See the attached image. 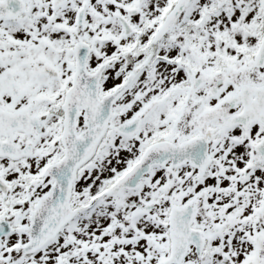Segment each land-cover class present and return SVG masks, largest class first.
<instances>
[{"label": "snow or ice", "instance_id": "snow-or-ice-1", "mask_svg": "<svg viewBox=\"0 0 264 264\" xmlns=\"http://www.w3.org/2000/svg\"><path fill=\"white\" fill-rule=\"evenodd\" d=\"M0 264H264V0H0Z\"/></svg>", "mask_w": 264, "mask_h": 264}]
</instances>
